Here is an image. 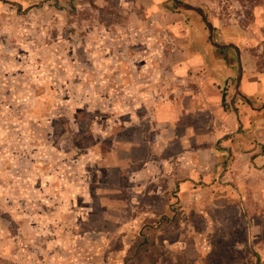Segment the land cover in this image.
Listing matches in <instances>:
<instances>
[{
    "label": "rangeland",
    "instance_id": "374dc122",
    "mask_svg": "<svg viewBox=\"0 0 264 264\" xmlns=\"http://www.w3.org/2000/svg\"><path fill=\"white\" fill-rule=\"evenodd\" d=\"M180 1L206 12L221 43L264 33V0ZM201 35L209 36L201 17L173 0H0V264H221L225 246L191 202L174 208L177 228L152 234L147 200L132 194L129 176L120 194L106 183L131 108L148 116V134L159 131L141 94L134 105L116 100L113 85L133 81L126 51L141 67L148 45L160 50L151 70L164 79ZM174 91L149 105L174 102Z\"/></svg>",
    "mask_w": 264,
    "mask_h": 264
},
{
    "label": "crops",
    "instance_id": "0c3cea01",
    "mask_svg": "<svg viewBox=\"0 0 264 264\" xmlns=\"http://www.w3.org/2000/svg\"><path fill=\"white\" fill-rule=\"evenodd\" d=\"M215 41L240 50L243 77L238 96V55L233 48H215L209 36L201 35L196 44L187 45L184 56L159 80L161 69L152 71L151 59L154 53L160 59V50L151 53L148 45L141 54L146 62L141 67L136 54L126 51L127 73L133 81L113 85L116 100L134 99V105L141 94L143 111H154L150 125L159 131L148 134V116L136 115L139 107L131 108L125 136L112 144L107 156L106 172L113 178L106 183L110 194H120L119 179L129 176L132 194L147 200L150 209L144 215L151 226L145 227L152 234L165 224L177 228L182 210L174 208L191 202V214L202 219L204 231L218 233L225 246L221 264H264V33L221 43L215 29ZM173 90L180 92L174 102L160 96L149 105L155 93ZM124 93L126 98L121 97ZM132 165L139 168L127 175ZM156 202L166 203L163 211L157 210ZM191 229L196 231L193 224ZM192 247L199 251L198 243Z\"/></svg>",
    "mask_w": 264,
    "mask_h": 264
},
{
    "label": "water",
    "instance_id": "95a60500",
    "mask_svg": "<svg viewBox=\"0 0 264 264\" xmlns=\"http://www.w3.org/2000/svg\"><path fill=\"white\" fill-rule=\"evenodd\" d=\"M173 2L176 5V7L179 8L180 10L192 12V13H195L201 17L203 23L205 24V26L209 30V40L215 48L220 49V50L233 48L236 51L238 58H239V75H238V81H237V87H236V91H237L236 96L240 95L239 88H240L241 80L243 77V64L241 61L240 50L234 45H221V44L216 43L214 26L209 21L208 17L206 16V14L202 8L196 7L192 4L184 3V2L179 1V0H173Z\"/></svg>",
    "mask_w": 264,
    "mask_h": 264
},
{
    "label": "trees",
    "instance_id": "16d2710c",
    "mask_svg": "<svg viewBox=\"0 0 264 264\" xmlns=\"http://www.w3.org/2000/svg\"><path fill=\"white\" fill-rule=\"evenodd\" d=\"M224 103H225V100H224Z\"/></svg>",
    "mask_w": 264,
    "mask_h": 264
}]
</instances>
